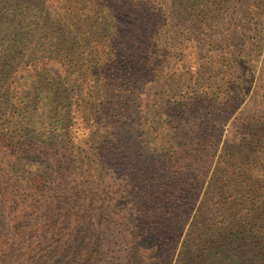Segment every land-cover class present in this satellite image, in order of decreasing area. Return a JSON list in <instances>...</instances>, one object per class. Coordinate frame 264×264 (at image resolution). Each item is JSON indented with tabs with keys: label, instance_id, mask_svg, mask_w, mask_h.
<instances>
[{
	"label": "trees",
	"instance_id": "trees-1",
	"mask_svg": "<svg viewBox=\"0 0 264 264\" xmlns=\"http://www.w3.org/2000/svg\"><path fill=\"white\" fill-rule=\"evenodd\" d=\"M0 264H264V0H0Z\"/></svg>",
	"mask_w": 264,
	"mask_h": 264
},
{
	"label": "rangeland",
	"instance_id": "rangeland-1",
	"mask_svg": "<svg viewBox=\"0 0 264 264\" xmlns=\"http://www.w3.org/2000/svg\"><path fill=\"white\" fill-rule=\"evenodd\" d=\"M259 64V63H258ZM228 125V121H226L223 125V128H226ZM54 192H56V194L60 193L61 192V186L55 184L54 186V189H53Z\"/></svg>",
	"mask_w": 264,
	"mask_h": 264
}]
</instances>
